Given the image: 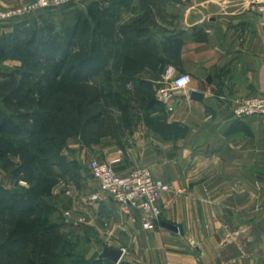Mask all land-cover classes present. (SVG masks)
<instances>
[{"label": "crops", "instance_id": "1", "mask_svg": "<svg viewBox=\"0 0 264 264\" xmlns=\"http://www.w3.org/2000/svg\"><path fill=\"white\" fill-rule=\"evenodd\" d=\"M28 1L0 0V8ZM130 4L136 8L126 16L148 26L160 65L191 74L190 87L167 105L156 98L150 122L131 112L104 133L72 136L62 153L81 170L94 159L120 174L148 167L172 189L162 194L160 225L148 230L106 194L91 201L99 186L83 177L70 199L75 242L64 255L70 264H264V114H234L242 99L264 96V0H73L64 10L73 18L85 5L121 11ZM15 28L2 24L0 34ZM151 66L141 77L153 82L163 68ZM123 248L119 262L105 256Z\"/></svg>", "mask_w": 264, "mask_h": 264}, {"label": "rangeland", "instance_id": "2", "mask_svg": "<svg viewBox=\"0 0 264 264\" xmlns=\"http://www.w3.org/2000/svg\"><path fill=\"white\" fill-rule=\"evenodd\" d=\"M68 5L40 13L33 18L30 25H25L28 28L26 31H20L14 34V37L8 36L9 34L7 33L0 34V109L6 115L20 120L26 128L21 135L15 137L0 134V188L8 192V194L0 195V240L2 241L8 237L9 231L13 228L12 222L19 215L18 209H20L19 206L21 205L18 204L16 206L17 203L15 201L19 198H15L14 195L25 194L27 189L35 187L36 183L44 178L47 181L43 187L46 188L45 193L32 195L30 200L38 208L37 215L35 212L32 217L39 219L41 225L51 231L48 236L50 241L47 247L49 256L45 255V253H41V255L33 253L30 247L26 252L27 258H13L14 264H29V262L33 263V261L37 263L46 262V264H50V261H52V264L71 263L70 257L63 254L68 251L67 248L71 249V243L75 242V236L70 231L71 216L66 215L67 211L71 212L70 199L73 197L68 196L66 190L70 187L78 193L81 188V179L90 175L89 169L86 170L85 167L84 170H81L68 155L61 153L59 156L53 146L48 148L49 151L46 156L38 158L40 161L38 162L37 160L34 163L29 173L21 170L22 161L29 158L31 154H36L37 145L34 143L41 135L35 123L38 112H36L37 109L30 106V101L34 98L37 99L39 89H41V86L38 85H43V75L48 72L55 73L51 65L50 54L42 51L39 46L45 44L48 38L53 36L62 43H69L72 28L78 30V40L85 38V40L91 41L92 36L100 38V34L84 30L86 18L90 19L92 28H102L98 23H106V31L103 32L108 33L110 36L103 34L106 36V38L104 37L103 45H107H105L106 47L103 46L105 47L104 50L98 48L100 50L96 51L97 62L95 64L104 65L105 69L112 72L111 77L109 78L103 75L102 72L100 73L97 65H85L84 70L81 72L86 73L96 70V73L92 75V79L88 81L90 85L97 82L103 88H107L106 91H117L118 94L122 95L123 103L131 104L129 105L131 112L142 111V118L137 113L138 115L133 118L134 120L151 121L150 116L146 117V114H150V110L141 108V103L146 105L151 96L156 97L154 86L151 91H147L142 81L139 80L140 77L138 75V80L130 79L127 82H123V78L129 76L122 75L120 77L118 68L120 69L123 62L120 54L125 52V49L116 45L115 39L114 42L111 40L115 36L112 31L118 25H121L122 21L126 20L129 21V24H132L133 19L130 21L126 14H130L136 8L135 5L130 4L127 7H123L121 11L117 7L106 11L98 7L93 12H90V6L85 5L73 18L69 17V10H64ZM166 7V4H159L158 10L162 12ZM168 7L170 10L172 5L169 3ZM174 7L175 9L178 8L177 2ZM110 13H114V15H110ZM77 16L80 20L78 24L76 21ZM68 63L64 71L70 72L71 61ZM74 67L78 68L76 64L72 68ZM152 67L160 70V68L165 66L157 63ZM4 96H8V100L4 99ZM102 99L103 97L101 101ZM109 105L113 111L114 119H121V110L116 105ZM71 137L67 138V143ZM44 168H47L46 171ZM34 198L35 200H33ZM38 203L40 206L37 205ZM23 248L24 246H21L18 249L23 253V250L25 251V248Z\"/></svg>", "mask_w": 264, "mask_h": 264}, {"label": "trees", "instance_id": "3", "mask_svg": "<svg viewBox=\"0 0 264 264\" xmlns=\"http://www.w3.org/2000/svg\"><path fill=\"white\" fill-rule=\"evenodd\" d=\"M90 8V12H93L98 7L94 8L92 6ZM102 10L106 11L105 9ZM110 15H114V13H110ZM86 19L84 30L89 32L94 31L96 34H100V38L92 36L91 41H87L85 38L78 40V30L72 28L69 43H62L53 36L48 38L45 44L39 46L42 51L50 54V59H52L51 65L55 73L48 72L43 75L44 81L43 85H38L41 86V89H39L37 99L34 98L30 101V106L37 109L36 112H38L35 123L41 135L34 143L37 145L36 154H31L29 158L22 161L21 170H24L25 173H29V170L39 157L46 156L50 146L55 147L56 153L60 156L69 136L81 135L86 138L104 133L108 124L115 120L109 104L116 105L121 110L122 119L124 117L130 119L131 111L129 105L131 104L127 102L123 103L121 94L113 90L106 91L107 88H103L97 82L92 85L88 83L92 79V75L96 73V70L86 73L81 72L84 70L85 65H97L95 64L97 62L96 51L100 49L104 50L105 45H107H103L104 37L110 36L108 33L103 32L106 31V23H98L102 28H92L90 19ZM142 20L138 18L132 20V24L118 25L112 31L115 36L111 40L114 42L115 39V44L125 49V52L120 54L122 55L123 62L120 69L118 68L120 77L122 75L129 76L127 78L124 77L123 82H127L130 79L138 80L140 77L139 80L142 81L146 90L151 91L153 83L142 78L141 74L148 65L154 66L162 62V60L157 55L159 53L158 45L152 42L148 26H145ZM76 21L77 24L80 22L78 16L76 17ZM25 25L28 26L24 22L17 23L14 31L7 33L9 34L8 36L14 37V34L26 31L28 28ZM165 51H167L166 48ZM69 61H71V66H69L71 70L67 72L64 71V68L69 64ZM75 64L78 68H72ZM97 69L103 75L111 77L112 72L105 69L104 65L98 64ZM4 99L8 100V96ZM159 103L156 97L151 96L146 105L141 103V108L145 110L154 109ZM147 116H150V114H146ZM25 129L24 124L20 120L6 115L0 109L1 135L8 137L19 136ZM44 169L46 171L47 168ZM46 182V178H44L36 183L35 187L27 189L25 194L14 195L15 198H19L15 203H17L16 206L18 204L21 205L19 206L21 211L18 209V218L13 220V228L9 231L8 237L2 241L0 240V264H14L13 258H27L26 252L30 247L33 253H37L38 255L45 253V255L49 256V249L47 247L49 246L50 239L48 236L51 231L41 225L39 219L32 217L35 212L37 215L38 208L35 203L30 201L32 195L45 193L46 188L43 187ZM6 191L0 188V195L2 196L4 193L8 194ZM37 205L40 206L39 203ZM21 246L25 248L23 253L18 249ZM51 262L50 264H52ZM29 264H46V262L37 263L33 261V263L29 262Z\"/></svg>", "mask_w": 264, "mask_h": 264}, {"label": "built area", "instance_id": "4", "mask_svg": "<svg viewBox=\"0 0 264 264\" xmlns=\"http://www.w3.org/2000/svg\"><path fill=\"white\" fill-rule=\"evenodd\" d=\"M71 2L73 0H31L10 8H0V25L6 23L16 25L22 22L29 25L38 14L66 6ZM191 82V74L168 64L163 68L160 77L153 81L156 98L167 105L174 92L188 90ZM234 114L236 116L264 114V96L242 99L235 107ZM88 169L93 181L99 186V191L91 194V201L99 200L101 193H104L119 204L121 214L130 215L133 219L139 214L144 229L151 230L160 225L163 217L160 201L162 194L172 189L170 182L155 176L150 168L144 166L136 167L127 174H120L112 163L94 159L89 162ZM66 194L73 198L78 195L70 187ZM66 215L70 217L72 212L67 211ZM125 252L126 249L123 248L122 255Z\"/></svg>", "mask_w": 264, "mask_h": 264}, {"label": "water", "instance_id": "5", "mask_svg": "<svg viewBox=\"0 0 264 264\" xmlns=\"http://www.w3.org/2000/svg\"><path fill=\"white\" fill-rule=\"evenodd\" d=\"M192 99L197 100V101H201L203 99V93L199 92V91H192L191 94ZM162 224L165 227L171 228V229H177V226L174 224H171L169 222L163 221ZM105 256L110 258L111 260L118 262L122 256V250H118V249H108L105 252Z\"/></svg>", "mask_w": 264, "mask_h": 264}]
</instances>
